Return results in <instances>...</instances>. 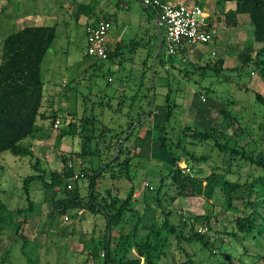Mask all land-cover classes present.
<instances>
[{
  "label": "rangeland",
  "instance_id": "obj_1",
  "mask_svg": "<svg viewBox=\"0 0 264 264\" xmlns=\"http://www.w3.org/2000/svg\"><path fill=\"white\" fill-rule=\"evenodd\" d=\"M100 1L105 4L98 5L99 8L112 21L106 39L111 46L115 39L122 42V56L124 60L129 59L130 66L119 62V57L99 59L89 55L84 22L70 14L65 5L61 7L64 0H0V53L1 38L14 29L32 24L29 19L35 13L52 16L54 19L49 24L57 26L56 38L43 63L45 97L42 109L46 113L55 110L60 123L58 127H49L51 118H38L39 129L29 140L33 152L40 165L47 169L48 178L52 171L62 170L63 156L70 158L75 172H79L89 161L87 155L76 153L81 150L82 141H88L86 135L98 134L104 126L111 127L101 136L104 139L99 145L103 150V141H108L110 135L118 130V124L126 123L128 116L136 117L137 111L146 108L147 100L152 96L154 117L150 116L140 126L134 124L136 129L128 142L134 156L130 178H102L97 181L96 189L101 194L106 195V191H110L111 196L124 199L134 188L133 210L126 212L129 226L137 219L145 224L160 220L163 217L161 207L200 213L204 210V200L201 197L172 196L176 188L167 175L173 155L181 157L180 166L193 167L186 152L206 155L207 158L201 162L202 176L210 173L212 166L223 163L225 153H221L212 139L198 141L189 135L190 131L182 132L185 126L194 128L195 111L191 100L195 92L217 102H228L226 107L237 117L241 128L235 130V122L227 128L226 135L232 136L235 131L233 137H238L241 144L250 140V134L262 137L260 148L264 150V129H258V122L264 125V105L254 95V91L264 95V80L252 67L235 69L240 63L238 53L246 45L254 44L248 16L239 15V24L229 26L216 0H173L201 4L210 14L214 36L210 42L187 44L184 50L169 54L163 27L159 34L157 13L146 7L142 0ZM19 15L22 16L21 21H18ZM8 19L17 21L12 23ZM148 50L157 54L161 51L163 62L156 61L154 56L144 65ZM219 60L222 61L221 69H214ZM144 69L145 76L141 77ZM168 109L171 113L167 117L165 112ZM212 114L215 124L223 127V116L216 109ZM165 125L166 129H161ZM147 127L155 130L154 137L164 134L167 145L160 149V143L155 141L151 155L139 157V144ZM63 130L67 132L59 138ZM99 139L93 138L87 149H95ZM93 162L95 164L96 160ZM238 163L231 166L227 178L243 182L255 175H264V169H255L254 166L252 169V165L242 161ZM30 164L26 157L0 152V198L7 201L12 209L26 205L22 179L32 171ZM65 184L72 187L77 184L82 194L87 193V177L77 181L66 180ZM30 195L35 207L22 228L27 238L23 239L13 230L0 231V264H98L88 254L87 245L98 237L97 232L100 226L102 228L101 215L86 210H72L65 216L55 215L51 207L55 196L51 190L42 189L39 182L32 183ZM157 196L161 198L160 204ZM212 201V219L208 224H197L200 228L206 226L204 234L211 250L197 241L180 243L172 236L170 248L161 264H183L186 256L180 244L190 254L188 264H254L256 260L259 263L255 264H264L258 258V255H264V224L256 225L253 234H245L236 240L231 233L235 231L237 212L227 208L219 191ZM243 203L234 201L233 204L242 209ZM174 215V212L170 213L171 221H174ZM93 245L102 250L98 241ZM102 260L101 252L97 261L102 264Z\"/></svg>",
  "mask_w": 264,
  "mask_h": 264
},
{
  "label": "trees",
  "instance_id": "obj_2",
  "mask_svg": "<svg viewBox=\"0 0 264 264\" xmlns=\"http://www.w3.org/2000/svg\"><path fill=\"white\" fill-rule=\"evenodd\" d=\"M216 1L221 5L220 10H222L224 20L229 26L239 24V15L248 16L254 44L246 45L238 53L240 63L235 69L252 67L264 80V45H255V43H264V0ZM95 7L96 5L92 1L76 2L72 12L77 19L81 14L93 17ZM146 7L151 8L150 6ZM151 9L157 13L156 10ZM96 21L94 20L87 25L94 24ZM209 22L213 31L211 17ZM160 27L161 30L162 24ZM56 35V24H27L14 29L13 32L1 38L0 152L8 151L15 157L30 159L32 171L22 179V192L27 199L26 205L12 209L7 201L0 198V231L3 229L13 230L23 239L27 238L23 234L22 228L24 223L28 221V215L35 207V202L30 195L34 182H39L42 189L53 192L55 197L51 200V207L55 215L65 216L72 210H86L91 214H98L105 218L100 216L103 223L101 222L102 228L100 226L97 232L98 237L91 245H87L88 254L98 264H101L97 261L101 252L102 264H161V260L167 255L170 248L172 236L180 243L197 241L204 248L211 250L204 234L206 226L200 228L197 224L200 222L208 224L212 219L214 207L212 199L216 191L222 194L227 208L237 212L234 219L235 231L231 233L236 240H240V237L245 234H253L256 225L264 224V175H255L252 179L243 182L226 177L231 166L238 165L239 161L249 163L252 165V169L253 166L255 169H264V150L260 148L262 137L258 138L254 134H250V140L241 144L237 139L238 137H233L235 131L232 136L226 135L227 128L234 125L235 122L237 125L235 130L241 128L240 124L237 123V117L227 109L228 102H217L205 98L197 92L193 94L191 100V106L195 111L194 128L192 130L190 126H185L182 132L190 131L189 135L198 141L212 139L213 144L218 147L221 153H225L223 163L212 166L210 173L202 176L201 162L207 158L206 155L186 152L185 155L192 161L193 167L180 166L181 157L178 158L173 155L172 166L167 175L176 188V191L171 195L180 198L201 197L204 200L202 212L193 213L191 210L185 212L184 209L173 210L161 207L160 212L163 217L160 220L145 224L140 223V220L137 219L132 226H129L126 212L133 210L131 203L134 200V188L130 189L124 199L111 196L110 191H106V195L101 194L96 189L97 181L102 178H130V168L134 156L130 152L128 142L132 139L137 126L150 116L154 117V109L151 107L152 96L147 100V107L141 108L140 112L137 111L136 117L128 116L126 123L118 124L116 127L118 130L115 128L117 131L110 135L109 140L103 141V150L99 145L104 139L101 136H104L106 130L111 129V127L104 126L105 129L103 128L98 134L86 135L88 141H82L81 150L76 152L79 156L87 155L89 157L88 165H85L81 171L75 172L69 161L70 158L63 156L62 170L52 171L48 178V171L40 165L29 140L35 137V133L39 129L38 118H51L49 127H52L55 120L58 119L55 110L46 113L42 109L45 97V82L42 75L43 63ZM161 40L163 44L164 40ZM122 48L123 46L117 48L120 54L115 52L116 49L108 48L106 58L99 59L119 57V62H126L122 56L123 53L120 52ZM184 49V47H179L178 51ZM160 53L161 51L157 54L153 50H148L143 61L144 65L154 56L156 61L163 62ZM221 63V60L217 61L213 68L220 70ZM145 71L146 69H144L141 77L145 76ZM244 87L249 88L248 85H244ZM254 95L255 99L264 105V95L257 91H254ZM167 104L170 108L169 101ZM170 109L165 112L167 117L171 113ZM214 109L223 116L224 123L221 125L223 127L215 124L214 120L216 119L212 114ZM135 123L136 127L134 126ZM161 129L165 130L166 125ZM258 129H264V125L258 122ZM154 131L151 127L146 129L139 144V157H149L155 141L160 143V149L167 145V137L164 134L159 138L154 137ZM66 132V130L60 131L59 138L63 137ZM68 132L71 131L68 130ZM123 134L124 136H122ZM100 137L101 139H99ZM93 138L99 139L95 143V149H87L89 148L87 145ZM178 141L177 143L180 144V140ZM93 158L96 160L95 164ZM235 161L238 162L233 164ZM75 174L78 176L75 177ZM81 177L88 178L87 193L85 194L80 192L77 184L70 188L65 184L66 180L77 181ZM171 195L170 197H172ZM157 199L160 204L161 198L157 196ZM244 200L245 203H243ZM234 201L243 203L244 208L241 209L234 205ZM248 208L250 209L248 210ZM171 212L175 213L174 221L169 219ZM97 241L102 246L100 251L93 245ZM180 247L183 248L186 256L183 264H188L191 260L190 254L181 244ZM258 258L264 261V255H258ZM257 262L259 263L256 260L255 263Z\"/></svg>",
  "mask_w": 264,
  "mask_h": 264
},
{
  "label": "built area",
  "instance_id": "obj_3",
  "mask_svg": "<svg viewBox=\"0 0 264 264\" xmlns=\"http://www.w3.org/2000/svg\"><path fill=\"white\" fill-rule=\"evenodd\" d=\"M145 6L157 11L160 24L164 28L167 52L174 54L179 47L187 44L210 42L213 31L210 27V14L197 3L175 2L171 0H142ZM160 16H159V14ZM111 28V21L99 18L94 24L86 26L87 53L89 55L106 58L107 34ZM59 119L55 120L54 127H58ZM78 175L75 174V177ZM67 187H72L68 184Z\"/></svg>",
  "mask_w": 264,
  "mask_h": 264
},
{
  "label": "crops",
  "instance_id": "obj_4",
  "mask_svg": "<svg viewBox=\"0 0 264 264\" xmlns=\"http://www.w3.org/2000/svg\"><path fill=\"white\" fill-rule=\"evenodd\" d=\"M65 1V3L63 4V2H61L62 4H61V7L63 8L64 7V5H65V7H67L68 8V10H69V13L70 14H73V12L72 11H74L73 9V7H74V4L76 3V2H90V1H92V2H94L95 3V5H96V7H95V9H94V12H95V14H94V16L93 17H88V16H86V15H84V14H81L79 17H78V21H83L84 22V25H85V33H86V25L88 24V23H90V22H92V21H96L98 18H106V19H110V18H108L109 16H107V14H105V13H103L102 11H101V9L99 8V6H101V5H104L105 3H102L100 0H64ZM171 1H173V0H171ZM175 2H180V1H175ZM99 5V6H98ZM39 13H42V12H39ZM39 13H35L29 20H30V22L32 23V25H50L49 23H51V21H53V17L52 16H48V15H43V14H39ZM19 19H18V21H21L22 20V16L20 17V15H19V17H18ZM9 21H11L12 23H14V20L13 19H8ZM25 20V19H24ZM17 21V19L15 20V22ZM110 21H111V19H110ZM112 22V21H111ZM31 25V24H30ZM52 25V24H51ZM164 38H165V36H164ZM86 39H87V34H86ZM107 46H108V48H110V49H116L115 50V52L117 53V54H120V53H118V50H117V48L118 47H120V46H123V44H122V42L119 40V39H115V41H114V44H113V46H111L110 45V41H108L107 40ZM120 52H122V53H124V51H123V48L121 49V51ZM117 58V57H116ZM129 59H127L126 60V63L129 65ZM130 66V65H129ZM45 86V85H44ZM45 88V87H44ZM50 93H52V92H50ZM153 117V116H152ZM135 125H136V123H135ZM140 126V125H139ZM148 128V127H147Z\"/></svg>",
  "mask_w": 264,
  "mask_h": 264
},
{
  "label": "water",
  "instance_id": "obj_5",
  "mask_svg": "<svg viewBox=\"0 0 264 264\" xmlns=\"http://www.w3.org/2000/svg\"><path fill=\"white\" fill-rule=\"evenodd\" d=\"M156 23L158 24V28H159V34H160V19L159 17L156 15ZM161 48V42H160V45H159V49Z\"/></svg>",
  "mask_w": 264,
  "mask_h": 264
}]
</instances>
